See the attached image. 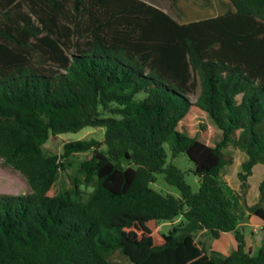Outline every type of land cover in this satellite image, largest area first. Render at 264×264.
<instances>
[{"label":"trees","instance_id":"trees-1","mask_svg":"<svg viewBox=\"0 0 264 264\" xmlns=\"http://www.w3.org/2000/svg\"><path fill=\"white\" fill-rule=\"evenodd\" d=\"M227 1L178 23L140 0H0V159L29 187L0 193V264H264V244L251 254L238 229L247 215L264 222V178L246 204L264 166V0ZM192 107L221 132L214 146L179 128ZM86 127L103 128L102 142L44 150ZM229 147L245 156L236 192L220 179ZM87 152L53 194L64 160ZM180 154L197 191L168 162ZM158 175L179 197L151 188ZM222 233L236 241L227 255L197 240Z\"/></svg>","mask_w":264,"mask_h":264},{"label":"rangeland","instance_id":"rangeland-1","mask_svg":"<svg viewBox=\"0 0 264 264\" xmlns=\"http://www.w3.org/2000/svg\"><path fill=\"white\" fill-rule=\"evenodd\" d=\"M158 5H161L168 11L170 0H153ZM212 4L204 5L202 0H177V9L181 11L182 23L194 22L197 20H203L213 18L217 16L218 11H225L226 7L219 3L218 0H212ZM220 4V5H219ZM169 13L172 12L169 10ZM181 21V20H180ZM199 89L196 90L195 95L189 96L190 101L193 103L196 99ZM180 129H183L189 136H196L198 140L206 145L214 146L221 139V132L212 123L209 116L200 111L197 108L192 107L188 116L180 123ZM105 130L103 128H90L86 127L77 133H66L60 134L55 137H51L49 141L44 145V150L50 154H61L63 146L68 142H73L82 139H94L98 142H102ZM226 154L231 156L232 163L226 167L221 176V180L230 188V190L237 191L235 188L238 180L236 178L237 173L240 171V165L245 159L242 152L229 147L224 151ZM169 155V151L167 152ZM87 153L74 154L68 159L64 160L65 170L59 172L58 179L52 188V193H59L64 189L71 188L73 185V179L75 173L79 167V164L88 156ZM168 162H172L179 170L185 174L186 182L192 187L193 191H197L199 188L198 178L192 174L193 163L187 158L185 154L178 155L175 159L171 160L168 157ZM258 179V175H253L248 181L249 185L254 187L255 181ZM83 190L90 192L91 189L81 187ZM151 188L155 191L166 195L170 194L175 197H179L178 190L168 185L163 175H158L156 183L151 184ZM235 188V190H234ZM0 193L6 195H22L29 193V187L22 175L14 171L10 167L4 165L0 159ZM239 211L242 212V202L238 207ZM184 222V218L180 215L174 218L172 221H161L158 223V231L161 234H167L173 226H176ZM242 223V220H241ZM238 229H242L239 227ZM249 227L246 226L245 231H249ZM260 234V231L258 235ZM200 242L206 243L207 249L214 250L215 247L220 245L221 241L210 239L207 234H202L197 237ZM231 248H227L222 254H229ZM114 259L119 262H123V259L118 255H115Z\"/></svg>","mask_w":264,"mask_h":264},{"label":"crops","instance_id":"crops-1","mask_svg":"<svg viewBox=\"0 0 264 264\" xmlns=\"http://www.w3.org/2000/svg\"><path fill=\"white\" fill-rule=\"evenodd\" d=\"M144 3H147L151 6H154L155 8L159 9L160 11L170 15L174 20H176L178 23H182V18L180 19L178 14L181 16L182 13L180 10L177 9V0H175V6H172V2H170V5L168 6V11L163 8L161 5H158L153 0H140ZM171 1V0H170ZM220 4H223L225 7H229V3L227 0H218ZM204 5H211L212 0H202ZM219 4V5H220ZM169 10L172 12L169 13ZM225 11H218L216 14L217 16L222 15ZM177 14V15H176ZM216 17V16H214ZM181 20V21H180ZM198 21V20H197ZM193 22V21H192ZM189 23V22H186ZM258 175V179L255 181L254 187L252 185H249L250 188L248 190L247 196H246V204L248 206H252L258 202V185L264 178V166L263 165H257L253 168L252 175L249 177H253V175ZM239 183L236 184L235 188L238 189ZM234 188V190H235ZM246 226H248L250 229L249 231H245ZM239 227L242 228V233L244 234L246 247L250 251L251 254H254L257 249L264 244V222L253 215H247L243 220L242 223H240ZM260 231V234L258 235ZM216 241H221L220 245L214 248V251L219 253H224L227 248H231V251H233L236 248V241L234 239L233 234L231 233H222ZM225 255V254H224Z\"/></svg>","mask_w":264,"mask_h":264}]
</instances>
